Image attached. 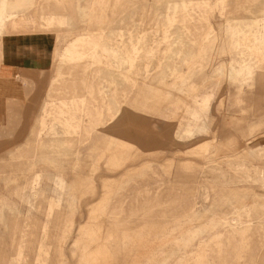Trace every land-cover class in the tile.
Listing matches in <instances>:
<instances>
[{"label": "rangeland", "instance_id": "rangeland-1", "mask_svg": "<svg viewBox=\"0 0 264 264\" xmlns=\"http://www.w3.org/2000/svg\"><path fill=\"white\" fill-rule=\"evenodd\" d=\"M26 36L49 81L0 153V264H264V0H0V62Z\"/></svg>", "mask_w": 264, "mask_h": 264}, {"label": "crops", "instance_id": "crops-1", "mask_svg": "<svg viewBox=\"0 0 264 264\" xmlns=\"http://www.w3.org/2000/svg\"><path fill=\"white\" fill-rule=\"evenodd\" d=\"M33 38L36 37L4 39L6 49L0 62V153L25 139L48 85V47L41 42L45 38L40 42Z\"/></svg>", "mask_w": 264, "mask_h": 264}, {"label": "bare ground", "instance_id": "bare-ground-1", "mask_svg": "<svg viewBox=\"0 0 264 264\" xmlns=\"http://www.w3.org/2000/svg\"><path fill=\"white\" fill-rule=\"evenodd\" d=\"M24 2L26 3H29V4H33L34 0H24ZM150 15V14H149ZM151 16V15H150ZM149 16V17H150ZM160 22V21H159ZM155 25V24H154ZM77 44L79 45V49L80 51L79 52H76L75 55L72 56V59L74 58H80L82 57L83 55L85 56H89L90 54H92V52L98 48V43L94 40H81V42H77ZM76 50V49H75ZM95 54V53H94ZM225 66H228L227 64H224ZM76 100H80V102H85V98L82 97V98H79V99H76ZM63 108L60 107L58 108V110H56V113L59 114V115H64V116H67L68 118L72 119V114L70 113V110L67 109L68 108V105L66 103H63ZM61 105V106H62ZM122 108L121 107V111H122ZM234 140L233 136L232 137H229L227 138L226 140L224 141H221L220 144L217 145V147H221V146H224V145H228L229 143H231V141ZM158 149V148H157ZM153 151H151L152 153ZM44 155V154H42ZM41 170V169H40ZM0 173H1V170H0ZM42 175V174H41ZM10 180V178L7 179V181ZM13 210H15L17 213L18 210L16 209V207L13 205ZM19 218V217H18ZM12 220V219H11ZM17 221V220H16ZM7 223V222H6ZM0 225H2L4 227V229H7L8 226L7 224H4V222L0 221ZM250 225L247 223V224H243L242 226H240L239 228L237 227H234V226H231L229 223L225 222V223H222L220 226L218 225L216 227L217 232L214 233L215 234V239H216V242L218 240L219 243H222L223 244V241L225 242H228V243H231L232 241H236V240H239V245L237 246L238 249H241V248H246L248 246V241H249V228ZM10 228V227H9ZM221 228V229H220ZM17 237V236H16ZM16 241V240H15ZM204 241H202L203 243ZM15 243V242H14ZM261 245L262 247L264 246V242L262 243L261 242ZM17 247V246H16ZM206 250L202 251L201 254L198 255L197 259L195 258L196 262H200L201 264H211L210 262V259L208 258L207 259V252H205ZM237 258H238V255H236ZM255 263V260L253 262V264Z\"/></svg>", "mask_w": 264, "mask_h": 264}]
</instances>
